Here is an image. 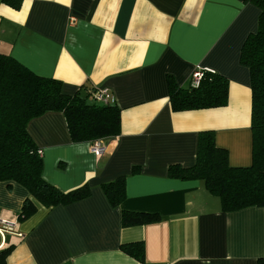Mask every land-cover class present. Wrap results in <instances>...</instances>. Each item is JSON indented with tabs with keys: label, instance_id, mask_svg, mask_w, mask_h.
Listing matches in <instances>:
<instances>
[{
	"label": "crops",
	"instance_id": "1",
	"mask_svg": "<svg viewBox=\"0 0 264 264\" xmlns=\"http://www.w3.org/2000/svg\"><path fill=\"white\" fill-rule=\"evenodd\" d=\"M259 8L246 0H22L0 3V52L33 73L61 81L62 91L108 89L120 109V132L73 142L63 113L31 119L27 130L41 150L43 178L63 191L85 183L91 193L45 207L25 187L0 181V233L12 245L7 264H257L264 260V206L221 210L200 179L168 175L194 164L199 133L211 130L231 166L251 164V88L240 63ZM75 21L70 23V19ZM228 80L219 107L175 111L167 77L187 88L195 68ZM124 175L125 198L111 205L102 184ZM36 211L17 216L27 198ZM155 214L125 225L122 211ZM142 242L141 260L121 245Z\"/></svg>",
	"mask_w": 264,
	"mask_h": 264
},
{
	"label": "trees",
	"instance_id": "2",
	"mask_svg": "<svg viewBox=\"0 0 264 264\" xmlns=\"http://www.w3.org/2000/svg\"><path fill=\"white\" fill-rule=\"evenodd\" d=\"M260 12L256 31L249 34L240 51V63L248 67L251 88V164L231 166L225 148L218 147L211 130L198 137L195 162L184 167L169 166L168 175L180 179H200L215 195L224 212L249 206H264V0H246ZM22 0H0L19 9ZM169 101L175 111L224 106L228 100V80L219 73L203 70L199 85L182 88L167 77ZM61 81L33 73L10 54L0 52V181L16 182L45 207L69 204L91 193L85 183L63 191L43 178V161L39 148L27 130L28 122L46 112L63 113L73 142L104 139L120 132V109L114 102L89 100V93L62 91ZM91 91V96H92ZM111 205L125 198V178L121 175L102 184ZM27 197L18 213L24 220L36 211V204ZM155 214L122 211L125 225L150 221ZM12 245L0 248V264H7ZM127 254L141 260L142 242L121 245ZM257 264H264L259 260Z\"/></svg>",
	"mask_w": 264,
	"mask_h": 264
},
{
	"label": "built area",
	"instance_id": "3",
	"mask_svg": "<svg viewBox=\"0 0 264 264\" xmlns=\"http://www.w3.org/2000/svg\"><path fill=\"white\" fill-rule=\"evenodd\" d=\"M75 19L71 18L70 23H73ZM203 70L195 68L191 74L190 85L196 87L199 85L200 79L203 75ZM92 97L96 102H114V97L111 92L106 88H97L92 92ZM90 149L93 153L99 155L107 150V145L102 142V139H96L90 143ZM41 154V150H38ZM14 227V223L0 217V233H4L7 230H11Z\"/></svg>",
	"mask_w": 264,
	"mask_h": 264
},
{
	"label": "rangeland",
	"instance_id": "4",
	"mask_svg": "<svg viewBox=\"0 0 264 264\" xmlns=\"http://www.w3.org/2000/svg\"><path fill=\"white\" fill-rule=\"evenodd\" d=\"M90 100V99H89Z\"/></svg>",
	"mask_w": 264,
	"mask_h": 264
}]
</instances>
